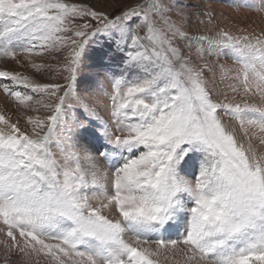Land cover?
I'll return each mask as SVG.
<instances>
[{
	"label": "snow or ice",
	"instance_id": "snow-or-ice-1",
	"mask_svg": "<svg viewBox=\"0 0 264 264\" xmlns=\"http://www.w3.org/2000/svg\"><path fill=\"white\" fill-rule=\"evenodd\" d=\"M215 2L141 0L109 14L0 0V57L22 53L40 72L34 56H63V83L0 70V88L37 113L30 133L0 114L9 251L52 264H159L162 252L185 264H264V153L252 143L264 146V30L220 13L232 31ZM229 7L264 13V0ZM72 110L84 119L69 126Z\"/></svg>",
	"mask_w": 264,
	"mask_h": 264
},
{
	"label": "rangeland",
	"instance_id": "rangeland-1",
	"mask_svg": "<svg viewBox=\"0 0 264 264\" xmlns=\"http://www.w3.org/2000/svg\"><path fill=\"white\" fill-rule=\"evenodd\" d=\"M66 2L89 4L90 6L97 9L104 8L109 12V14H113L119 8L133 5L135 3L141 2V0H66ZM169 2L173 5L177 4V0H169ZM208 3L209 0H179V6H191L192 8H195L196 6L201 4ZM230 3H232V0H216L215 3L211 4V9L215 10L221 24L226 25L229 29L235 31V28H233L227 20L220 18L219 14L223 12L227 13L229 17H238L240 26L247 27L248 31H255L256 33H259L261 30H264V13L253 9H238L229 7ZM256 3L260 4V0H256ZM112 5H115L116 7H113ZM136 23H138V21ZM133 27H135V24L133 25ZM203 27V25L200 26L201 31L203 30ZM138 30L141 35H144L143 29ZM98 58L99 53L93 52L92 59L95 61ZM33 59L35 60V62L43 66L40 72H37L30 66L22 53H18L16 59L0 57V70L18 72L22 75L29 76L41 83L53 82L54 79L58 82L63 83V80L59 78L54 70L57 64L63 62V56L44 54L40 57L34 56ZM219 62L230 66H235L234 62L231 59H221ZM85 83L86 81L81 83V89H83ZM232 98V95H230L229 99ZM36 99H44L45 102H49L47 100V97H36ZM235 99L239 101L241 100V96L236 95ZM248 100L250 103H260L259 96L248 97ZM32 107H35V104H33ZM0 114L9 117L13 123H18V127L21 129V131H27L30 133L32 126L27 122V116L36 115L37 113L34 112L31 108L25 109L13 97L7 95L3 91V89L0 88ZM39 114L46 115L48 113L46 112V110L41 109ZM73 117H77L81 120L84 119L80 111L72 110L69 113V126H71L72 124ZM252 143L256 147L258 154L264 153V146H261L258 140L253 138ZM80 146L82 148H87V150L92 152L93 155H96L92 147L84 143L83 140H81ZM52 151L56 153L57 159H60L59 150L55 145H53ZM198 159V157L193 158V160L188 165L189 178H194V175L198 172ZM5 242L11 244L10 238H8L4 233H0V264H52L50 258L44 256L43 254H41V256L39 257H25L18 250L13 249L9 251L5 247ZM158 260L159 264H185L186 257H184L183 254L179 252H162V254L158 257Z\"/></svg>",
	"mask_w": 264,
	"mask_h": 264
}]
</instances>
